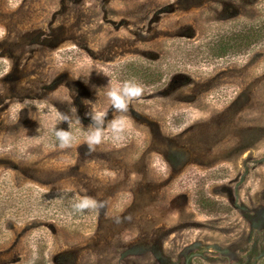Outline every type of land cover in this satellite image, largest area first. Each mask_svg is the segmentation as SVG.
Here are the masks:
<instances>
[{"label": "rangeland", "instance_id": "1", "mask_svg": "<svg viewBox=\"0 0 264 264\" xmlns=\"http://www.w3.org/2000/svg\"><path fill=\"white\" fill-rule=\"evenodd\" d=\"M259 20L264 0H0V178L103 203L85 226H16L0 264H264V46L211 63L195 49ZM138 61L163 77L136 81L123 132L90 150L85 101L106 127L105 87Z\"/></svg>", "mask_w": 264, "mask_h": 264}, {"label": "trees", "instance_id": "2", "mask_svg": "<svg viewBox=\"0 0 264 264\" xmlns=\"http://www.w3.org/2000/svg\"><path fill=\"white\" fill-rule=\"evenodd\" d=\"M264 46V20L234 25L224 33L205 38L196 44V52L203 61L232 60ZM127 78L143 85H155L164 70L157 63L133 62L124 67ZM78 200L71 193H45L31 187H17L6 176L0 178V242L18 225H36L37 221H82L83 213L72 205ZM33 264H47L37 256Z\"/></svg>", "mask_w": 264, "mask_h": 264}, {"label": "clouds", "instance_id": "3", "mask_svg": "<svg viewBox=\"0 0 264 264\" xmlns=\"http://www.w3.org/2000/svg\"><path fill=\"white\" fill-rule=\"evenodd\" d=\"M72 78L75 79L73 76ZM105 88L107 90L104 91V96L110 106V109L114 112L113 119L107 122L106 127L105 118L107 109L99 105L97 102L92 103L90 101H85V103L91 105L92 108L91 113H88L91 117L92 124L87 128L84 137V142L90 150H93L95 146L100 145L103 142L106 130H110L115 136H118L121 132H123L127 124V119L124 114L128 111L129 105L141 97L143 93V86L137 83L134 79L125 80L121 85H117L115 87L107 86ZM64 121L69 122L70 117L65 116ZM72 123L77 125L81 124L77 115L75 120L69 123V128L72 126ZM54 134L59 142L60 148L71 146L74 138L70 131L56 129ZM98 206L103 207V203L100 202L98 204L97 200L91 197L79 199L72 205L73 209L77 212L94 209Z\"/></svg>", "mask_w": 264, "mask_h": 264}]
</instances>
